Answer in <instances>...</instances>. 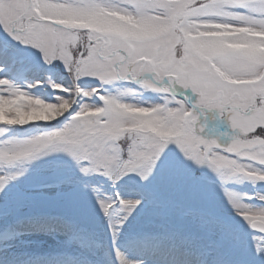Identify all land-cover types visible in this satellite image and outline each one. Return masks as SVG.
Masks as SVG:
<instances>
[{
    "label": "rangeland",
    "instance_id": "rangeland-1",
    "mask_svg": "<svg viewBox=\"0 0 264 264\" xmlns=\"http://www.w3.org/2000/svg\"><path fill=\"white\" fill-rule=\"evenodd\" d=\"M197 1L0 0V264H264V239L245 234L264 211V0L185 12ZM88 29L107 41L81 85L69 71ZM122 57L140 86L96 93ZM195 106L232 139L201 128ZM130 137L144 143L133 162Z\"/></svg>",
    "mask_w": 264,
    "mask_h": 264
},
{
    "label": "snow or ice",
    "instance_id": "snow-or-ice-1",
    "mask_svg": "<svg viewBox=\"0 0 264 264\" xmlns=\"http://www.w3.org/2000/svg\"><path fill=\"white\" fill-rule=\"evenodd\" d=\"M7 33H9L8 32V30L7 29H4ZM10 35H11V33H9ZM12 36V35H11ZM16 40L17 41H19V39L18 38H16ZM185 84H186V86H187V82H185ZM192 87H193V89L194 90H196V91H199V87L196 85V84H192ZM87 169H85V171H86ZM122 205H123V207H124V209L126 210V211H129V212H131L133 209H135V207L137 206V204H138V202L137 201H121L120 202ZM112 204H106V203H103V208H104V211H105V213H109V210H110V208H112ZM253 218L254 219H257V220H259V219H264V211H258V212H254L253 213ZM254 230H256L255 228H253ZM260 237L262 238V239H264V231H262V232H260ZM257 251L260 253V254H262V255H264V250H261L260 248H259V245H257Z\"/></svg>",
    "mask_w": 264,
    "mask_h": 264
},
{
    "label": "trees",
    "instance_id": "trees-1",
    "mask_svg": "<svg viewBox=\"0 0 264 264\" xmlns=\"http://www.w3.org/2000/svg\"><path fill=\"white\" fill-rule=\"evenodd\" d=\"M86 46H87V53L90 54L91 53V49H92L90 47L91 46V43L87 42L86 43ZM77 52H79V48H78V51ZM90 58L91 57L89 55L84 58L83 63H82V67H81V71H83V68H84L85 64L89 61ZM74 60H75V55L73 56L72 62Z\"/></svg>",
    "mask_w": 264,
    "mask_h": 264
},
{
    "label": "water",
    "instance_id": "water-1",
    "mask_svg": "<svg viewBox=\"0 0 264 264\" xmlns=\"http://www.w3.org/2000/svg\"><path fill=\"white\" fill-rule=\"evenodd\" d=\"M236 2H245V1H250V0H234Z\"/></svg>",
    "mask_w": 264,
    "mask_h": 264
},
{
    "label": "bare ground",
    "instance_id": "bare-ground-1",
    "mask_svg": "<svg viewBox=\"0 0 264 264\" xmlns=\"http://www.w3.org/2000/svg\"><path fill=\"white\" fill-rule=\"evenodd\" d=\"M22 231H25V229H24V228H22Z\"/></svg>",
    "mask_w": 264,
    "mask_h": 264
}]
</instances>
